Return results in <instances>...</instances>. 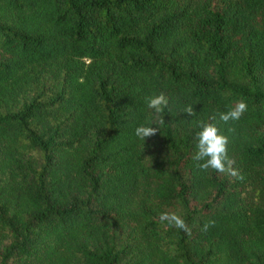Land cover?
Masks as SVG:
<instances>
[{"label": "trees", "instance_id": "1", "mask_svg": "<svg viewBox=\"0 0 264 264\" xmlns=\"http://www.w3.org/2000/svg\"><path fill=\"white\" fill-rule=\"evenodd\" d=\"M0 264H264V0H0Z\"/></svg>", "mask_w": 264, "mask_h": 264}, {"label": "clouds", "instance_id": "2", "mask_svg": "<svg viewBox=\"0 0 264 264\" xmlns=\"http://www.w3.org/2000/svg\"><path fill=\"white\" fill-rule=\"evenodd\" d=\"M146 105L159 115L168 108L169 98L161 92L158 95L146 97ZM247 107L246 101L241 100L228 111L222 112L220 114V120L225 124L239 121L247 111ZM184 112L189 116H195V110L192 105L185 107ZM160 122L162 123L163 121ZM158 130L157 127L141 124L135 129V135L140 140L145 141V138L155 135ZM232 130V128H229V131ZM196 138L198 150L192 159L197 162L196 166L201 171L212 169L218 173H225L237 179H242L238 170L233 168L235 161L228 154L229 137L223 134L216 124L202 123L200 131L196 134ZM201 161L203 162L201 163ZM160 220L161 222L167 221L169 226L184 230L189 235L191 234V229L188 227L186 221L175 212L161 213ZM212 224H214V221H209L203 226L202 230L207 231L208 227Z\"/></svg>", "mask_w": 264, "mask_h": 264}]
</instances>
